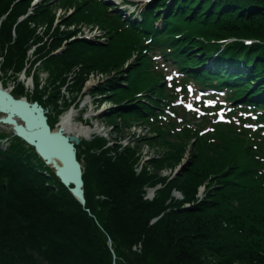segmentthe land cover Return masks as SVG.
<instances>
[{
    "label": "trees",
    "instance_id": "obj_1",
    "mask_svg": "<svg viewBox=\"0 0 264 264\" xmlns=\"http://www.w3.org/2000/svg\"><path fill=\"white\" fill-rule=\"evenodd\" d=\"M31 1L0 0V48L8 50L5 67L15 71L23 70L28 51L43 41L36 25L47 23L49 34L60 6L42 0L33 14L20 20ZM62 2L76 8L64 18L77 23L75 28H55L50 50L47 43L37 47L38 60L48 59L46 67L54 69L50 85L58 98L68 79L65 73L74 65L82 64L86 74L115 71L96 90L116 104L108 116L120 115L126 124L150 123L166 97L163 76L147 53L160 48L199 82L240 87L237 98L264 108V0H152L135 21L109 10L103 0ZM84 22L105 28L110 41L78 37L61 54H52L80 33ZM245 37L261 42L247 46ZM228 38L236 39L222 47L220 40ZM147 40L150 44L145 45ZM213 56L214 68H199ZM128 60L132 62L125 69ZM77 80L80 89L83 78ZM23 88L19 84L13 95L21 96ZM143 92L152 102L138 100ZM44 95L37 88L31 100L46 108L51 100ZM61 112L59 108L55 116L48 115L52 127ZM156 125L157 135L150 141L167 152L153 166L159 171L175 167L192 139L191 162L167 182L146 169L138 174L137 141L113 158L111 149L104 148L106 138L82 140L77 156L84 163L85 205L33 146L0 131V138L11 136L10 146L0 148V264H264V137L256 141L246 131L220 125L208 135L216 141L209 142L188 129L172 132L173 125ZM218 134L233 141H221L214 136ZM159 184L154 198L147 199L146 188ZM204 185L205 199L194 203ZM174 189L182 192L183 200L174 199ZM185 203L194 204L185 208ZM139 244L141 251H134Z\"/></svg>",
    "mask_w": 264,
    "mask_h": 264
},
{
    "label": "rangeland",
    "instance_id": "obj_2",
    "mask_svg": "<svg viewBox=\"0 0 264 264\" xmlns=\"http://www.w3.org/2000/svg\"><path fill=\"white\" fill-rule=\"evenodd\" d=\"M42 0H32L31 6L28 9L27 14L21 16L20 20L23 18H27L29 15L34 13V10L36 6L39 4V2ZM63 0H55V6H58L56 9V16L55 20L53 22V29L48 34L49 25L47 23H42L39 25H36L37 31L36 35L37 37L42 38L39 45L46 44V50H50V46L52 45V41L54 42L55 37H51L53 35V31L56 29L60 31H68L75 28V25L77 23H66L64 18L72 15L76 12V8L73 6L65 7L63 6ZM82 1V0H78ZM104 2H107L110 5V10H114V0H103ZM123 1V0H121ZM133 3H128V0H124L122 2L123 5H128L129 10L134 9L135 4L138 5L137 12H141L142 9L145 6V0H131ZM135 3V4H134ZM123 17H128V14L122 13ZM138 17H141L139 15ZM163 19L161 18L158 21V25L162 23ZM32 27H34L33 23L31 24ZM101 27V26H100ZM80 33H78L75 37H72L70 40H65L63 43L61 42V45L52 52V54H57L55 52L60 51L58 54H61L63 50L66 49L67 44L69 41L74 40L76 38H80L83 34H88L92 36L93 38L97 36V40L99 41H105L102 43H108L110 41V37L108 38V31L101 27L100 29L97 28V24L92 23H80L79 24ZM15 36V35H14ZM242 39H249L253 40L256 43L261 42L260 39L254 38V37H245ZM260 40V41H259ZM263 42V41H262ZM44 43V44H43ZM56 43V42H55ZM37 46V47H38ZM37 47L32 46V48L28 51L27 57L25 59V65L22 71H15L14 68L11 67H5V64L7 63L6 57L8 54L7 48H0V83L4 85L5 88H7L9 91L14 92L16 89H18L19 84H23V92L19 93V98H26L30 101L33 99V94L36 91L37 88L45 90L44 100L49 99L51 100V103L46 107L48 109V115H56V112L59 111V108L63 110L58 115L57 123H55V127H59L60 119L63 115H65L68 111L73 110L75 113V121L81 122L89 126H100L101 129L97 134H95L92 137L89 138H82V140L85 141H91L96 136H101L107 139V143L104 146V148L111 149L109 154L114 158H116L117 154L121 153L127 145V143L134 145L133 142L138 144V148L140 149V154L137 156L139 157L136 168L138 169V174L144 169L147 170V172L150 174H158L161 176L162 179H166L167 182L173 181L175 177L188 165V163L191 162V149L194 147L192 139L191 142L188 144L189 147L186 150L185 157L182 158L181 162L178 163L175 167L166 166L161 168V170H157V167L153 166V160L159 159L160 157H164L165 152H167V149L165 147L159 146V144L155 145L153 142L150 141L152 139L151 137L156 136V131L154 129V122L148 123L146 121H133L129 124H126L124 121V118L122 116H108L110 110L116 106L115 102L111 98H106V94L96 91L99 84L106 83V80L110 78L113 74V72L106 73L104 71L99 70H92L89 74L83 73V67L80 65H74L70 70H68L67 73H65V76L68 77L66 83L61 86L60 88V96L58 98L57 94L58 91L54 93V90L51 85L52 81V73L54 71L53 68H51L52 65H48L46 67V59L38 60L37 58ZM49 48V49H48ZM9 55V54H8ZM215 61V57L213 58ZM212 60H209V63H212ZM133 60V59H132ZM132 60L126 61L125 69L129 67ZM217 60V59H216ZM59 65V63H58ZM209 66V65H208ZM3 67V68H2ZM175 67V66H173ZM50 68V69H49ZM124 69V67H123ZM124 69V70H125ZM167 68H164V72H167ZM83 78V84L81 88L79 89L77 87V79ZM241 78L243 76L241 75ZM90 82V83H89ZM51 83V85H50ZM254 85H257V83H253ZM125 86L128 87V82L125 83ZM252 88V87H251ZM255 88H252L253 90ZM146 92L137 94L138 100L141 99V101H148L152 102L147 99ZM144 97V98H142ZM126 102V101H125ZM123 102L122 104H126ZM191 124V123H190ZM155 126H157L155 124ZM209 126L217 127L215 124H210L208 121L203 120L198 123V127L200 128H207ZM156 128V127H155ZM3 129V130H2ZM0 131H5L8 134L12 135L9 131L11 130L10 126H3L0 124ZM215 137H218L221 139V141L225 142H232L233 139L230 135H214ZM147 137V139H145ZM204 140H207L209 142L216 141L213 137H209L208 135L201 136ZM118 144V147H115ZM6 145V143H5ZM101 150H98L100 152ZM112 151V152H111ZM83 163V161H82ZM84 167V163H83ZM141 172V173H142ZM6 182V181H5ZM4 184V183H3ZM160 187V184L157 185L155 188ZM206 187L207 185L201 186L198 188L196 193V201L201 202L206 197ZM154 188L148 187L146 188L148 195L147 198L152 200L155 196L154 194H151ZM172 196L175 200H183L184 196L182 192L178 189H174L172 192ZM194 203H185L183 206L185 208L190 207ZM138 249L134 251L140 252L143 245H138ZM213 259H216V257H212ZM215 263L216 260H214Z\"/></svg>",
    "mask_w": 264,
    "mask_h": 264
},
{
    "label": "water",
    "instance_id": "obj_3",
    "mask_svg": "<svg viewBox=\"0 0 264 264\" xmlns=\"http://www.w3.org/2000/svg\"><path fill=\"white\" fill-rule=\"evenodd\" d=\"M47 115L48 109L38 101L16 98L0 85V124L10 126L12 134L33 146L45 164L69 187L73 196L85 205L84 167L82 160L79 162L77 156V146L82 138L61 126L52 127L48 123ZM3 187L7 192V181ZM157 189L154 188L153 191Z\"/></svg>",
    "mask_w": 264,
    "mask_h": 264
},
{
    "label": "bare ground",
    "instance_id": "obj_4",
    "mask_svg": "<svg viewBox=\"0 0 264 264\" xmlns=\"http://www.w3.org/2000/svg\"><path fill=\"white\" fill-rule=\"evenodd\" d=\"M151 2V1H149ZM144 10V9H143ZM90 83V82H89ZM63 127L66 131L70 133H74L80 138H89L97 134L101 129L100 126H89L84 123H79L75 121V113L73 110L68 111L65 115H63L60 119L59 127ZM90 139V138H89ZM7 144L3 142L2 147L7 148ZM111 155V154H110ZM138 171V169H137Z\"/></svg>",
    "mask_w": 264,
    "mask_h": 264
},
{
    "label": "built area",
    "instance_id": "obj_5",
    "mask_svg": "<svg viewBox=\"0 0 264 264\" xmlns=\"http://www.w3.org/2000/svg\"><path fill=\"white\" fill-rule=\"evenodd\" d=\"M4 143H6L7 145H9V142H8V140H5V141H3Z\"/></svg>",
    "mask_w": 264,
    "mask_h": 264
},
{
    "label": "flooded vegetation",
    "instance_id": "obj_6",
    "mask_svg": "<svg viewBox=\"0 0 264 264\" xmlns=\"http://www.w3.org/2000/svg\"><path fill=\"white\" fill-rule=\"evenodd\" d=\"M0 144H3V142H0Z\"/></svg>",
    "mask_w": 264,
    "mask_h": 264
}]
</instances>
